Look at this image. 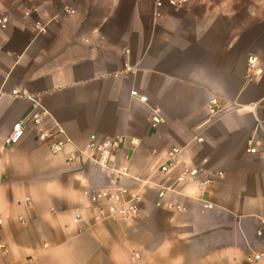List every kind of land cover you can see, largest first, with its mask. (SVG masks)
Segmentation results:
<instances>
[{
	"label": "crops",
	"instance_id": "0c3cea01",
	"mask_svg": "<svg viewBox=\"0 0 264 264\" xmlns=\"http://www.w3.org/2000/svg\"><path fill=\"white\" fill-rule=\"evenodd\" d=\"M3 17L0 264H264V135L247 151L264 108L227 112L195 139L211 99L264 97V73L246 80L248 57L264 69V0H190L160 16L154 0H0ZM14 91L39 99L45 128L60 125L64 153H51L32 124L4 146L33 110ZM90 135L124 137L111 164L129 175L66 161ZM171 147L181 152L164 173ZM117 188L139 196L138 215L95 220L91 194Z\"/></svg>",
	"mask_w": 264,
	"mask_h": 264
},
{
	"label": "built area",
	"instance_id": "2783aa9c",
	"mask_svg": "<svg viewBox=\"0 0 264 264\" xmlns=\"http://www.w3.org/2000/svg\"><path fill=\"white\" fill-rule=\"evenodd\" d=\"M190 0H154V14L155 16H160L164 7L168 6L172 9L178 10L184 7ZM7 24V19L5 17L0 19V25L5 27ZM264 73L259 65L258 58L255 56H250L247 59V81H253L257 77H260ZM17 97H26L33 104V110L26 117L16 121L11 127L10 131L3 139V144L5 147H12L17 144L28 124H32L36 129V135L39 141L50 143V151L53 154L64 153L69 141L65 138L63 129L56 122H51L50 128H45L43 124V118L47 116V112L41 107L39 99L24 93H19L14 91L12 93ZM132 96H137L136 91H132ZM140 100L146 102L145 97H140ZM246 108L247 110L254 112L256 109L264 108V97L258 101L251 103L250 105L243 106L238 101H232L228 104H221L216 98L209 101L207 105V114L205 118L196 125V130L198 131L195 136L196 141L202 142L203 136L202 132L212 125L215 121L221 118L225 113L231 111H237ZM154 117L153 124L160 122L161 118L159 116V111L153 109ZM258 134L264 135V117H255V125L253 128V133L247 141V151L249 153H256L257 147L255 146V139ZM124 142V137L116 136L113 138H106L99 141L97 136L90 135L88 142L83 148H78L71 150L66 153L65 158L67 162H74L81 157H87L93 163H95L101 171H112L116 178H122L129 175V167L125 164L120 168H115L111 164L112 155ZM134 144V143H133ZM181 149L178 147H171L166 151V161L160 166V171L167 173L171 171L174 165L177 163L178 156ZM202 167L199 168H188L183 171L177 178L176 182H187L191 181L197 177V175L203 172ZM207 183V181H205ZM164 192H160L159 196L162 197ZM90 201L95 204V220L101 221L103 219H122L127 220L133 218L139 213V196L136 193L128 192L125 189L117 188L114 191L105 189L94 192L90 196ZM181 207L178 206L177 209ZM79 215L73 219L77 222ZM1 224V220H0ZM259 234H261L259 232ZM6 252V247L3 243H0V255ZM138 257V254H135ZM261 254H256L253 256L255 260H258Z\"/></svg>",
	"mask_w": 264,
	"mask_h": 264
}]
</instances>
